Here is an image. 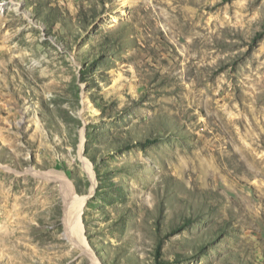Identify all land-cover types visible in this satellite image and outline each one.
Instances as JSON below:
<instances>
[{"label": "rangeland", "instance_id": "1", "mask_svg": "<svg viewBox=\"0 0 264 264\" xmlns=\"http://www.w3.org/2000/svg\"><path fill=\"white\" fill-rule=\"evenodd\" d=\"M0 264H264V0H0Z\"/></svg>", "mask_w": 264, "mask_h": 264}, {"label": "bare ground", "instance_id": "2", "mask_svg": "<svg viewBox=\"0 0 264 264\" xmlns=\"http://www.w3.org/2000/svg\"><path fill=\"white\" fill-rule=\"evenodd\" d=\"M68 190V189H67ZM69 191V190H68ZM66 198L68 200V203L70 205V207H75L76 208V212L80 211L81 207L84 204V201H81L80 203H76L77 201L73 200L70 196V193H66ZM86 199V198H85Z\"/></svg>", "mask_w": 264, "mask_h": 264}]
</instances>
